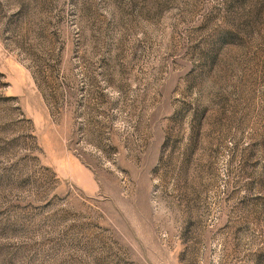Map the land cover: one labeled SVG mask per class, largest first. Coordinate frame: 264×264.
<instances>
[{
	"label": "rangeland",
	"instance_id": "obj_1",
	"mask_svg": "<svg viewBox=\"0 0 264 264\" xmlns=\"http://www.w3.org/2000/svg\"><path fill=\"white\" fill-rule=\"evenodd\" d=\"M0 264H264V0H0Z\"/></svg>",
	"mask_w": 264,
	"mask_h": 264
}]
</instances>
